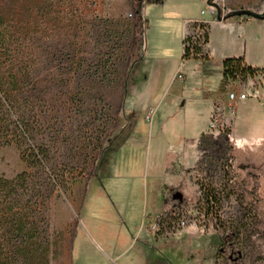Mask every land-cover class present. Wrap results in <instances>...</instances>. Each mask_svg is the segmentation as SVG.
<instances>
[{"label":"rangeland","instance_id":"obj_1","mask_svg":"<svg viewBox=\"0 0 264 264\" xmlns=\"http://www.w3.org/2000/svg\"><path fill=\"white\" fill-rule=\"evenodd\" d=\"M137 3L73 0L61 12L82 17L77 60L87 64L78 75L61 76L77 66L66 56L63 65L41 57V86L58 90L55 109L43 119L42 138L50 167L64 180L51 201L55 247L50 264H143L134 239L151 215L162 211L154 230L176 239L153 255L166 264H264V141L243 142L256 143L264 136V100L248 101L237 112L235 132L221 135L209 133V120L204 127L203 117L189 111V105L182 115L181 108L168 107L160 98L172 77L179 69L188 75L194 65L182 66L185 28L215 16L206 0H145L144 54L138 62L133 44L141 37L133 28ZM217 3L224 13L264 11V0ZM38 7L45 8L44 2ZM38 10L33 18L42 21L45 11ZM64 32L54 41L45 34L42 43L64 41ZM189 34L200 36L199 26L193 25ZM208 46L215 60L242 57L264 71V21H221L210 28ZM99 53L110 60L116 76L102 80L93 75L91 64ZM151 68L157 72L152 80ZM52 72L55 84L49 79ZM125 74L127 98L122 102ZM25 170L17 146L0 148V176L13 179ZM198 182L218 199L209 214Z\"/></svg>","mask_w":264,"mask_h":264},{"label":"trees","instance_id":"obj_2","mask_svg":"<svg viewBox=\"0 0 264 264\" xmlns=\"http://www.w3.org/2000/svg\"><path fill=\"white\" fill-rule=\"evenodd\" d=\"M72 1L0 0V148L17 146L26 165V170L13 179L0 176V264H50L54 253L51 201L55 188L64 180L50 167V151L41 130L45 114L51 107L55 109L58 90L41 86L39 72L42 56H47L50 64L57 62L60 65L65 63L62 60L66 56L70 64L77 66L76 70H68L61 76H68L71 72L78 75L88 62L77 60L82 49V41L77 34L85 30L78 26L83 22L82 17L61 12V7L67 9ZM144 1L138 0L133 21L134 30L141 35L140 39L133 40L135 49L139 51L138 62L144 54L146 26L141 13ZM43 2L45 8L41 9L38 5ZM37 10L45 11L42 21L33 18ZM193 25L199 26L201 34L196 41L191 34L185 37L183 60L208 61L203 48L209 43V29L200 23ZM59 31H66L64 41L42 43L43 35L48 34V38L54 41ZM74 38L79 40V44L74 42ZM45 46L47 50L43 51ZM94 57L91 64L95 69L94 76L103 80L101 76L117 75L114 67L108 66L110 60L104 61L101 53ZM263 72L246 64L242 57H230L223 62L225 81L236 76L253 77ZM54 74L52 72L49 79L55 84L57 77ZM127 77L125 74L122 80V102L127 98ZM198 185L209 214L214 211L218 199L211 188L207 189L201 182ZM85 194L86 189L84 197Z\"/></svg>","mask_w":264,"mask_h":264},{"label":"crops","instance_id":"obj_3","mask_svg":"<svg viewBox=\"0 0 264 264\" xmlns=\"http://www.w3.org/2000/svg\"><path fill=\"white\" fill-rule=\"evenodd\" d=\"M208 9L210 13H212L215 16V20L211 22L209 21L189 22L188 26L185 28V37L192 30L193 23H200L208 27L209 38H210V28L212 26L216 27L219 24V21L217 20L215 11L209 6ZM208 44L205 46V54L208 55L209 60L208 61L195 60V59L183 60V65H182L183 67H184V63H191V64L193 63L194 65H191L190 67L191 70L188 71V75L183 74L181 69L176 71L175 75L172 77L171 81L166 87L167 93L165 94V96L163 95L160 98L162 101L166 100L167 106L170 108L171 107L175 109L181 108L182 109L181 110L182 112H180L181 115L185 112V110H187L186 107L187 105H189V111H193V112L198 111L197 112L198 115L199 116L201 115L203 117V119L205 120L203 122L204 127L206 126V119L209 120L210 118L213 109V103L216 102L219 98L221 99L224 97L223 62L225 59L230 58L224 55L221 59L215 60L213 57L209 55ZM178 73L183 74L182 80L177 79ZM147 74L149 75V79L152 80L156 77L157 72H154L153 69L151 68L150 70L148 69ZM184 93H186L188 96H185L183 98ZM258 100L259 101L264 100V81H263V90L260 93L259 98H249L245 102L240 103L238 105V110L241 109V107H245L248 101H258ZM176 114L179 115V112ZM173 116H177V115H173ZM235 123H236V119L234 121L232 128V131L234 132L236 129ZM260 126L261 127L264 126V120L260 122ZM206 128L208 129V126H206ZM206 133L207 132L202 133L201 136ZM245 140H243L244 143H252L254 145L257 144L258 142L264 141V136L260 137L256 143H253L252 141L249 140L245 142ZM158 217H159L158 214L151 215L150 223L148 225L143 226L139 230V233L136 235L134 239L139 244L140 259L142 260L143 264H166V262L160 259L159 257H157V255L156 256L153 255V252H158V249L160 247L170 246L171 243L176 239L169 237L168 235L166 236L164 235L160 237L158 232H155L153 226L155 223L158 224V219H159ZM183 235L185 236V234ZM184 236H182L181 238H183ZM181 238H177V239H181Z\"/></svg>","mask_w":264,"mask_h":264},{"label":"built area","instance_id":"obj_4","mask_svg":"<svg viewBox=\"0 0 264 264\" xmlns=\"http://www.w3.org/2000/svg\"><path fill=\"white\" fill-rule=\"evenodd\" d=\"M192 36L194 41L199 38L198 34H193ZM177 79L182 80L183 74L178 73ZM263 81V74L247 78L236 76L228 81L224 80V97L213 103L208 122V132L219 135L232 130L237 116L238 105L249 98H259L263 90ZM152 115H148L147 119H151ZM157 227L158 224L155 223L153 229Z\"/></svg>","mask_w":264,"mask_h":264},{"label":"water","instance_id":"obj_5","mask_svg":"<svg viewBox=\"0 0 264 264\" xmlns=\"http://www.w3.org/2000/svg\"><path fill=\"white\" fill-rule=\"evenodd\" d=\"M206 4L215 11L219 22L233 18H253L258 21H264V11L256 12L249 9H240L224 13L220 5L217 3V0H206Z\"/></svg>","mask_w":264,"mask_h":264}]
</instances>
